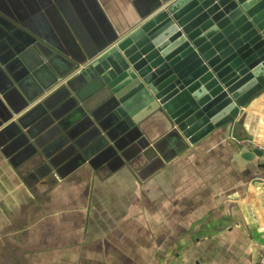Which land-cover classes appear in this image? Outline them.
<instances>
[{
	"label": "water",
	"instance_id": "95a60500",
	"mask_svg": "<svg viewBox=\"0 0 264 264\" xmlns=\"http://www.w3.org/2000/svg\"><path fill=\"white\" fill-rule=\"evenodd\" d=\"M134 7L121 30L99 0H0V152L30 180L154 175L216 133L239 169L264 161L239 116L264 91V0Z\"/></svg>",
	"mask_w": 264,
	"mask_h": 264
},
{
	"label": "crops",
	"instance_id": "0c3cea01",
	"mask_svg": "<svg viewBox=\"0 0 264 264\" xmlns=\"http://www.w3.org/2000/svg\"><path fill=\"white\" fill-rule=\"evenodd\" d=\"M99 2L121 30L138 7ZM239 116L249 145L264 148V91ZM227 141L216 133L154 175L146 176L147 163L115 172L84 166L52 186L0 152V264L257 263L264 161L239 169Z\"/></svg>",
	"mask_w": 264,
	"mask_h": 264
},
{
	"label": "built area",
	"instance_id": "2783aa9c",
	"mask_svg": "<svg viewBox=\"0 0 264 264\" xmlns=\"http://www.w3.org/2000/svg\"><path fill=\"white\" fill-rule=\"evenodd\" d=\"M263 262H264V256H263V258H262V260H261L260 264H263Z\"/></svg>",
	"mask_w": 264,
	"mask_h": 264
}]
</instances>
